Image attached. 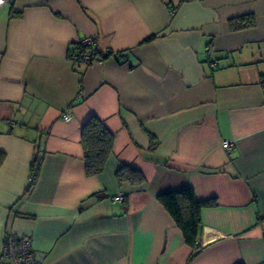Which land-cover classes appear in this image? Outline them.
Here are the masks:
<instances>
[{
	"label": "crops",
	"instance_id": "crops-1",
	"mask_svg": "<svg viewBox=\"0 0 264 264\" xmlns=\"http://www.w3.org/2000/svg\"><path fill=\"white\" fill-rule=\"evenodd\" d=\"M92 35L127 61L71 63ZM261 75L264 0H11L0 9V264L8 232L43 264H264ZM90 116L114 135L96 176L80 144ZM121 164L144 183H119ZM183 187L216 198L189 262L156 199Z\"/></svg>",
	"mask_w": 264,
	"mask_h": 264
},
{
	"label": "trees",
	"instance_id": "trees-1",
	"mask_svg": "<svg viewBox=\"0 0 264 264\" xmlns=\"http://www.w3.org/2000/svg\"><path fill=\"white\" fill-rule=\"evenodd\" d=\"M241 20L243 26L251 24V17L249 16L243 17ZM259 84L264 86V75L260 76ZM113 142V133L98 117L90 116L83 124L80 144L84 170L87 176H96L102 173L107 160L111 156ZM158 143V139L150 134L149 150L154 151ZM4 157V153L0 151V165ZM36 161L38 160H33L31 166V172H34L35 177L38 173ZM115 177L119 183L128 182L132 185H140L145 181L140 170L126 164H121L118 167ZM32 185L28 184L26 190L29 191ZM156 199L169 213L175 225L181 231L185 244L191 248L187 262L191 261L200 250L198 235L201 228V211L204 208L214 207L216 198L198 199L192 187H183L178 190L161 192L156 196ZM236 264L244 263L238 262Z\"/></svg>",
	"mask_w": 264,
	"mask_h": 264
},
{
	"label": "built area",
	"instance_id": "built-area-1",
	"mask_svg": "<svg viewBox=\"0 0 264 264\" xmlns=\"http://www.w3.org/2000/svg\"><path fill=\"white\" fill-rule=\"evenodd\" d=\"M11 0H0V9L9 4ZM105 57H111L114 60L126 62L128 57L124 52H101L99 49V40L97 36H85L69 50L68 59L74 65L90 66L101 61ZM63 119L69 120L68 114L63 115ZM222 147L230 149L232 144L228 141L222 143ZM35 182V174L32 171L29 175L28 184ZM125 196L119 192L112 197L113 202H123ZM1 262L4 264H43V257L35 252L28 238L18 236L13 232L6 233L4 237Z\"/></svg>",
	"mask_w": 264,
	"mask_h": 264
},
{
	"label": "rangeland",
	"instance_id": "rangeland-1",
	"mask_svg": "<svg viewBox=\"0 0 264 264\" xmlns=\"http://www.w3.org/2000/svg\"><path fill=\"white\" fill-rule=\"evenodd\" d=\"M1 264H4V263H1Z\"/></svg>",
	"mask_w": 264,
	"mask_h": 264
}]
</instances>
